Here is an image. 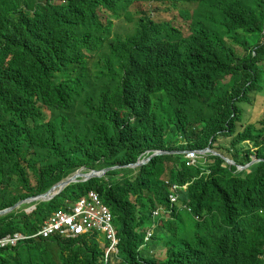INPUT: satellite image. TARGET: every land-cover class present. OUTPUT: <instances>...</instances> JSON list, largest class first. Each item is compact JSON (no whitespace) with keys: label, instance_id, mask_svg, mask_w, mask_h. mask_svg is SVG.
Returning a JSON list of instances; mask_svg holds the SVG:
<instances>
[{"label":"trees","instance_id":"trees-1","mask_svg":"<svg viewBox=\"0 0 264 264\" xmlns=\"http://www.w3.org/2000/svg\"><path fill=\"white\" fill-rule=\"evenodd\" d=\"M140 1L196 5L189 33L147 12L134 19ZM108 12L128 14L127 36L115 35ZM258 95L264 0H0V211L80 168L122 166L32 214L24 205L0 216V240L32 234L96 190L115 217L119 254L107 261L111 243L96 234L0 247V264H142L153 212L172 208L165 176L192 212L175 206L163 219L146 249L162 246L166 257L153 264H264V118L244 123ZM210 146L242 166L254 146L261 161L241 172L215 155L187 165L184 151ZM156 150L175 153L127 167Z\"/></svg>","mask_w":264,"mask_h":264},{"label":"clouds","instance_id":"clouds-1","mask_svg":"<svg viewBox=\"0 0 264 264\" xmlns=\"http://www.w3.org/2000/svg\"><path fill=\"white\" fill-rule=\"evenodd\" d=\"M171 22V21H170ZM173 23V22H172ZM176 26V25H175ZM177 27V26H176ZM180 29V28H179ZM182 30V29H181ZM189 31H190V26H189ZM184 32V31H183ZM237 46L238 45H236V48H237ZM240 47V46H239ZM241 48V47H240ZM242 49V48H241ZM237 50H238V48H237ZM158 151H160V150H156V151H151V152H147V153H145L142 157H140L139 158V160L141 161V160H146V159H149V157L152 155V154H154V153H157ZM186 152V153H185ZM217 153H219L218 151H217ZM183 154L185 155V157H186V159H187V165L188 166H190V167H197L199 164H203V165H205V167L206 166H208L209 164H212L213 163V160H211V155H215L216 156V151L215 150H213V149H211V150H209L208 148L207 149H205V150H187V151H184L183 152ZM195 155V157H193L192 155ZM221 155H223L222 153H220ZM165 155H167V154H165ZM159 156H162V155H159ZM223 156H226V155H223ZM226 157H228V156H226ZM228 158H230V159H232L231 157H228ZM153 159V158H152ZM151 159V160H152ZM209 159L211 160L210 162H209ZM139 160L136 162V163H138L139 162ZM150 160V161H151ZM233 160V159H232ZM150 161H147V163L145 164V165H147ZM254 160H252V162H253ZM261 160H259L258 162H260ZM251 162V163H252ZM257 162V163H258ZM136 163H134V164H136ZM251 163H249V164H251ZM248 164V165H249ZM256 164V163H255ZM254 164V165H255ZM131 165H133V164H131ZM145 165H143V166H145ZM229 165H231V164H229ZM248 165H246V166H248ZM253 165V166H254ZM142 166V167H143ZM231 166H237L238 167V171H246V170H249L251 167H249V168H247V169H245V170H243V169H241V168H243V166L242 165H237V163L235 164V165H231ZM115 167H119V166H115ZM127 167H129V168H132V167H130V165L129 166H127ZM83 168H86V167H83ZM108 168H114V167H105V168H101V169H89V168H86V171L87 172H92V171H94V170H98V171H103V170H105V169H108ZM138 168H141V167H138ZM138 168H132V169H138ZM82 168H80V169H78V170H76V171H74L73 173H71L68 177H66V178H64L63 180H61V181H59V182H57L55 185H53L52 186V188L54 187V186H56L57 184H59V183H61L62 181H64V180H67V179H69V178H71L75 173H77L79 170H81ZM121 169V168H120ZM115 170H119V169H115ZM112 171H114V170H112ZM111 172V171H110ZM110 172H108L103 178H107V175L110 173ZM206 173H210V171H207ZM103 178H94V179H103ZM94 179H92V180H94ZM92 180H90V181H92ZM90 181H88V182H90ZM165 181H166V184H168L169 186H172V188H171V190L173 191V193L171 194V196H170V199H171V204H172V208L169 210V209H166V208H164V207H160V208H158V209H156L154 212H153V215H154V218H155V223H157L158 224V226L160 227L162 224H163V219H165L166 221L167 220H169V219H172L173 218V216H172V213H173V207H175V206H178V208H180V209H186V208H188V207H184L183 205H182V203H181V199H180V193H179V190H180V187L178 186V185H172V184H170V181H169V179L166 177L165 178ZM80 183H87V182H80ZM74 184H79V183H74ZM71 185H73V184H71ZM71 185H69V186H71ZM68 186V187H69ZM67 187V188H68ZM188 187V185L187 186H184V188L186 189ZM51 188V189H52ZM66 188V189H67ZM51 189H49L48 191H50ZM65 189V190H66ZM64 190V191H65ZM47 191V192H48ZM63 191V192H64ZM47 192H45V193H47ZM62 192V193H63ZM45 193H43V194H45ZM62 193L59 195V196H57L56 198H58V197H60L61 195H62ZM94 194H97V195H99L100 196V198H101V200H102V202H103V204L111 211V213H112V215H113V212H112V210H111V208L104 202V200H103V198H102V196H101V194L98 192V191H96V190H90L86 195H83L82 197H80L78 200H76V201H71V200H67V206L66 207H63V208H61V209H59V210H57V211H55V212H53L42 224H41V226H40V228H39V230L37 231V232H35V233H32V234H23V233H15V234H11V235H9L8 237H6V238H9V237H11V238H19L18 239V241L16 242V244H8V245H6V246H0L2 249H13V248H16L20 243H22V242H27V241H31V240H39V239H44V240H46V239H51V238H62V239H66V240H77V239H80V238H83V237H92V236H95L96 234H100L101 236H103V237H105V238H107L109 241H110V245L109 246H106V248H105V251H106V259H107V261H109L110 260V258L111 257H113L114 255H116V254H119V244H120V240H119V238H118V231H117V227H116V225H115V217H114V215H113V227H114V236L113 237H111L107 232H104V231H102V230H93V231H91V232H88V233H84V234H81V235H78L77 237H66L65 235H62L61 233H53V234H51V235H49V236H46L45 234H44V229L48 226V223L51 221V218L52 217H54L57 213H58V211H61V210H63V211H67V212H72L73 211V209L78 205V203L81 201V200H87V201H91L92 199H93V195ZM39 195H42V194H39ZM39 195H35V196H39ZM32 197H34V196H32ZM31 198V197H30ZM55 198V199H56ZM29 199V198H28ZM54 199V200H55ZM25 200H27V199H25ZM53 201V200H52ZM52 201H50V202H52ZM40 203H43V202H34V203H31V204H26V205H28V208H27V210H26V212L28 213V214H32V213H34V211L37 209V207H38V205L40 204ZM188 214H190V212H192V209H190V208H188V211H186ZM166 216H168V218L166 217ZM199 219V218H198ZM154 223V224H155ZM154 230H155V228H154V225L152 226V227H149L147 230H146V236H145V241H144V244L142 245V247H141V250L143 249H146V247H148L151 243H152V241H153V239H154V237H149L148 235L149 234H153V232H154ZM77 235V234H76ZM6 238H4V239H6ZM4 239H1V240H4ZM104 244V243H103ZM160 249H163V252L166 254V250H165V248L164 247H162V246H160L159 248H158V251L160 250ZM157 251V252H158Z\"/></svg>","mask_w":264,"mask_h":264},{"label":"rangeland","instance_id":"rangeland-1","mask_svg":"<svg viewBox=\"0 0 264 264\" xmlns=\"http://www.w3.org/2000/svg\"><path fill=\"white\" fill-rule=\"evenodd\" d=\"M195 8H196V5L194 4L174 5L172 3H165V2H149L148 3L147 1H140V2H136L131 7L130 13L133 15L134 19L141 17V14L138 13L139 11L150 13L152 14V17L156 19L157 22L171 21L178 28L182 29L185 32V34H188L189 26L191 23L190 19H188V15L191 14ZM101 12H104V10H101ZM104 16H105L104 18L109 16V19L113 20L115 35H117L118 33L120 36L125 37L129 34L123 28V26L128 21L127 13H124L121 19H118L117 17L112 16L111 13L109 12L108 14L106 13ZM237 48L239 52L241 53L243 52V50L239 46H237ZM245 111H246L245 122H244L245 124L257 123L260 120H262L264 118V95H258L257 97H255V101L253 105L245 106ZM226 140L228 139L222 138V142L228 144V141ZM219 153L223 154V152L221 151ZM210 161L211 160L209 159V162ZM34 182H36L35 179H34ZM166 217L168 218V216ZM148 251L149 249L148 250L145 249L142 254L145 256H149ZM158 254L162 260L166 257V254L163 252V249H160L158 251Z\"/></svg>","mask_w":264,"mask_h":264},{"label":"built area","instance_id":"built-area-1","mask_svg":"<svg viewBox=\"0 0 264 264\" xmlns=\"http://www.w3.org/2000/svg\"><path fill=\"white\" fill-rule=\"evenodd\" d=\"M195 157V155H192ZM102 230L111 237L114 236L113 215L103 204L99 195L94 194L91 201L81 200L72 212L61 210L48 223L44 234L49 236L53 233H61L66 237H77L78 235ZM77 234V235H76ZM17 238H6L0 240V246L16 244Z\"/></svg>","mask_w":264,"mask_h":264},{"label":"water","instance_id":"water-1","mask_svg":"<svg viewBox=\"0 0 264 264\" xmlns=\"http://www.w3.org/2000/svg\"><path fill=\"white\" fill-rule=\"evenodd\" d=\"M209 148H211V146ZM209 150H211V149H209ZM172 153H175V152L158 151L157 153L152 154L149 157V159L141 160V161L139 160L138 163L130 165V167H132V168L142 167L143 165H145L147 163V161H150L152 158H154L156 156L165 155V154H172ZM216 156H222L228 164H231V165L236 164V162L234 160H232L226 156H223L220 153L216 152ZM258 161L259 160H254L251 164H249L248 166H243V168H241V169L245 170V169L253 166ZM115 169H119V168L114 167V168L105 169L103 171L94 170L92 172H87L86 168H82L77 173H75L71 178L64 180L61 183L57 184L47 193L39 195V196L31 197L27 200H22L18 204H16L15 206L8 208L6 210L0 211V216H6L8 214H11L14 211L22 208L24 205H26L28 203L31 204L34 202H50V201L54 200L57 196H59L69 185L74 184V183H80V182H88L94 178H103L108 172L115 170Z\"/></svg>","mask_w":264,"mask_h":264},{"label":"bare ground","instance_id":"bare-ground-1","mask_svg":"<svg viewBox=\"0 0 264 264\" xmlns=\"http://www.w3.org/2000/svg\"><path fill=\"white\" fill-rule=\"evenodd\" d=\"M180 3H184V2H180ZM184 4H189V3H184ZM188 19H190V21H191L190 24H192V23H193L192 16H188ZM242 50H243V52H245L243 48H242ZM254 101H255V97H254V99H253L252 102H254ZM116 122H117V124L119 125V129L121 130V121H118L117 117H116ZM208 149H212V148H208ZM255 151H256L255 147L252 146V155H251L252 159H253V160H260V159H258V157H257ZM185 153H186V152H185ZM118 168L120 169V168H122V166H119ZM58 212H60V211H58ZM154 228H155V230H154L153 234H149V235H148L149 237H154V236H156L157 231H158V228H159V226H158L157 223L154 224ZM153 254H154V256H153V255H150V256H145V255H143V257H140V262H141L142 264H153V263H152L153 258H156L157 260H162V259L159 257L158 252H153Z\"/></svg>","mask_w":264,"mask_h":264}]
</instances>
